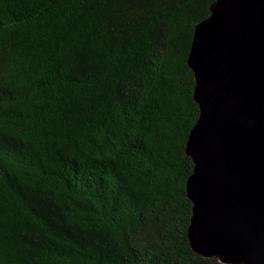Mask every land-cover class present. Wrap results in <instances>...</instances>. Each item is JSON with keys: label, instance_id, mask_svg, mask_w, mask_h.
<instances>
[{"label": "trees", "instance_id": "obj_1", "mask_svg": "<svg viewBox=\"0 0 264 264\" xmlns=\"http://www.w3.org/2000/svg\"><path fill=\"white\" fill-rule=\"evenodd\" d=\"M214 1L0 0V264H225L188 237Z\"/></svg>", "mask_w": 264, "mask_h": 264}, {"label": "water", "instance_id": "obj_2", "mask_svg": "<svg viewBox=\"0 0 264 264\" xmlns=\"http://www.w3.org/2000/svg\"><path fill=\"white\" fill-rule=\"evenodd\" d=\"M188 63L200 116L187 154L194 252L264 264V0H215Z\"/></svg>", "mask_w": 264, "mask_h": 264}]
</instances>
